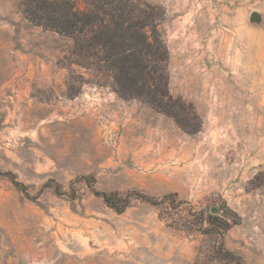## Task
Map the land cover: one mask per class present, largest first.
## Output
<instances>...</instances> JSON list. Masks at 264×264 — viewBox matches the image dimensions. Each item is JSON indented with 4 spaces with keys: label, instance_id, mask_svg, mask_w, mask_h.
<instances>
[{
    "label": "rangeland",
    "instance_id": "rangeland-1",
    "mask_svg": "<svg viewBox=\"0 0 264 264\" xmlns=\"http://www.w3.org/2000/svg\"><path fill=\"white\" fill-rule=\"evenodd\" d=\"M146 1L196 132L119 96L71 37L26 18L25 0H0V169L29 193L0 174V264H264V0ZM83 176L102 191L177 192L227 229H176L139 199L118 213Z\"/></svg>",
    "mask_w": 264,
    "mask_h": 264
},
{
    "label": "trees",
    "instance_id": "trees-1",
    "mask_svg": "<svg viewBox=\"0 0 264 264\" xmlns=\"http://www.w3.org/2000/svg\"><path fill=\"white\" fill-rule=\"evenodd\" d=\"M80 8L76 0H25L23 13L32 23L69 36L74 41V53L85 68L106 71L113 78L112 89L124 99H139L153 109L165 113L186 131L191 129L184 115L185 101L175 98L170 91L169 51L159 29L162 11L146 0H84ZM14 183L28 193L27 186L14 178ZM92 191L118 213L124 212L133 199L148 202L159 209V217L168 225L189 232L224 235L227 229L218 215H206L192 202L181 199L177 192L154 196L140 190L102 191L96 189L89 178ZM57 194L63 186L48 182ZM236 216L237 213L234 211ZM228 224V223H227ZM226 226V227H225ZM222 258L241 262V257L223 245L219 248Z\"/></svg>",
    "mask_w": 264,
    "mask_h": 264
},
{
    "label": "water",
    "instance_id": "water-1",
    "mask_svg": "<svg viewBox=\"0 0 264 264\" xmlns=\"http://www.w3.org/2000/svg\"><path fill=\"white\" fill-rule=\"evenodd\" d=\"M250 21L253 22V23H262L263 22V15L260 11L258 10H253L251 13H250ZM219 211L218 207L214 206L212 208V212L217 214Z\"/></svg>",
    "mask_w": 264,
    "mask_h": 264
}]
</instances>
